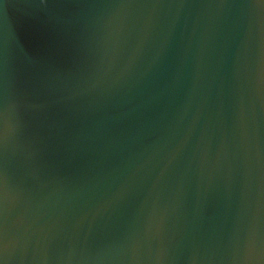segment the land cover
Here are the masks:
<instances>
[{"label": "water", "instance_id": "water-1", "mask_svg": "<svg viewBox=\"0 0 264 264\" xmlns=\"http://www.w3.org/2000/svg\"><path fill=\"white\" fill-rule=\"evenodd\" d=\"M3 264H264L259 0H0Z\"/></svg>", "mask_w": 264, "mask_h": 264}, {"label": "snow or ice", "instance_id": "snow-or-ice-1", "mask_svg": "<svg viewBox=\"0 0 264 264\" xmlns=\"http://www.w3.org/2000/svg\"><path fill=\"white\" fill-rule=\"evenodd\" d=\"M260 4L264 5V0H259ZM4 137V129L0 128V141L3 140ZM3 191H2V182H0V197H2ZM0 264H3V260H0Z\"/></svg>", "mask_w": 264, "mask_h": 264}]
</instances>
